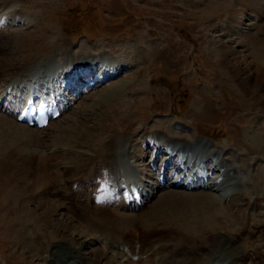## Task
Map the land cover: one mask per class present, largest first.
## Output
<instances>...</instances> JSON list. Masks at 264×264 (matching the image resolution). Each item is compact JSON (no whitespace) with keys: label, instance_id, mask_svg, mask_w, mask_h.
<instances>
[{"label":"bare ground","instance_id":"obj_1","mask_svg":"<svg viewBox=\"0 0 264 264\" xmlns=\"http://www.w3.org/2000/svg\"><path fill=\"white\" fill-rule=\"evenodd\" d=\"M30 1L0 0V229L8 232L13 244H21L22 254L36 250L40 255L43 241L50 236V256L44 259L45 264H223L217 254L227 251L229 242H233L234 247L259 251L261 254H257L251 264H264V186L247 173L251 190L232 193V188L226 189L228 197L224 203L221 197L207 192L183 195L167 191L169 193L165 192L152 207L149 202L154 195L150 191L146 193L144 206L149 204L151 210L143 215V212H135V196L149 186L137 181L138 176L134 181L131 175L139 170L144 173L145 165L155 168V173H150L156 176L158 192L163 190L161 187L173 172L174 178L187 180L188 187L204 184L205 179L199 178L195 170L196 163L200 162L197 158L191 155L180 158L171 150V141H186L184 136L176 134L168 140L156 136L166 130L165 122H157L155 133L143 129L141 141L134 139L136 134L127 137L123 132L117 133L114 122L118 120L124 125L130 117L129 111L136 106L130 101L122 102L123 109L113 108L116 119L110 118V127L106 125L102 115L109 111L106 109L113 101L122 97L120 89L111 88L114 90L106 91L102 97L92 100V104L80 108L83 114L89 111L86 118L76 115L65 127H57L50 131V136L45 135L52 126L58 125L57 121L70 107L61 89L66 85L51 86V82L60 74L65 80L94 60L81 58L83 54H71L66 42L57 45L59 40L53 29L50 30L51 42L45 47H26L28 45L18 38L23 32L11 26L12 20L19 17L16 14L12 18L13 14ZM233 1L234 9L225 7L227 18L232 19L237 10L248 9L255 15L258 27H262L260 32L264 33V0ZM206 15V22L214 20V15ZM34 21L32 17L29 23ZM20 46L26 47L24 52L28 54L16 58L12 52ZM242 47L247 49L250 60L219 44V62L237 81L243 94L251 98L260 95L262 99H256L264 112V95H261L264 34ZM56 50L62 55V67L52 64L51 58L46 60ZM101 62V68H106L114 66L116 61L107 58ZM35 90L47 108L52 109L58 102L62 112L42 130L18 122L20 112L29 106L32 98L37 99ZM45 92L48 97H44ZM143 101L141 98L137 104ZM32 104L38 105L36 101ZM132 127L134 124L123 126L122 131ZM261 131L263 135L264 129ZM46 137H50L49 140L44 139ZM148 145H152L150 154ZM46 151L47 155L43 154ZM191 159L195 160L192 165ZM131 162L139 169L133 168ZM208 171L211 179L219 174L218 166ZM144 174L148 176L147 171ZM258 176L261 180L264 178V167L258 170ZM227 183L230 185L231 181L223 185ZM44 225L49 230H45ZM30 226H33L31 230ZM224 237L228 241L223 240ZM33 244H37L36 247ZM104 260L106 262L102 263Z\"/></svg>","mask_w":264,"mask_h":264},{"label":"rangeland","instance_id":"obj_2","mask_svg":"<svg viewBox=\"0 0 264 264\" xmlns=\"http://www.w3.org/2000/svg\"><path fill=\"white\" fill-rule=\"evenodd\" d=\"M28 4L21 5V11L13 14L12 18L16 14L19 17L12 20L11 26V29L23 32L18 38L28 45L26 47H45L51 42L50 30L53 29L59 40L57 45L66 42L71 54H83L81 58L92 57L94 60L91 64L93 75L86 80L88 84L82 85L84 93L80 95L73 92L75 87L68 88L71 91L67 90L66 94L67 99L71 100V107L46 136H50L57 127H65L77 116L86 118L89 111L83 114L80 108L92 104V100L110 90L120 89L122 97L107 107L109 113L102 115L108 127L111 119H116L112 109H123L122 102L128 100L136 106L129 111L130 117L128 120L125 118L127 122L124 125H120L118 120L114 122L117 133L123 132L127 137L136 134L134 139L141 141L143 129L144 132L155 133V125L163 121L167 124L166 130L163 128L165 131L156 135L158 138L168 140L172 135L184 136L186 141H171V145L181 151L188 150L198 160H209L207 164L203 163L208 169L215 165L219 169L218 176L213 175L216 178L208 179L204 189L189 190L184 186L186 181L181 187H170L176 181L171 176L168 180L170 184L162 191H156L150 200L152 207L167 191L183 195L207 192L221 197L224 203L228 195L220 188L225 181H231L230 185H224L232 188V193L251 190L246 173L264 186V178L261 180L258 176V170L264 167V134L261 135L264 112L256 99L260 95L251 98L243 94L237 81L221 67L218 50L219 44H222L250 60L247 49L242 46L264 34L260 32L262 27H258L251 11L237 10L233 18L228 19L225 7L234 9L233 0H31ZM206 13L214 15V20L206 22ZM31 16L35 21L29 23ZM26 47L20 46L12 54L16 58L23 53L28 54L24 52ZM57 52H52L46 60L51 58L52 64L62 67V55ZM107 58L116 61L112 66L116 76L112 74L104 82H98L108 73L107 69L98 71L101 60ZM138 70L142 71L135 73ZM59 80L63 81L62 74L58 76ZM94 82H98L96 87H89ZM261 95H264V90ZM141 98L145 101L137 104ZM131 124L134 127L122 131L123 126L129 127ZM47 138L49 140L50 137L44 139ZM39 150L42 152L45 149ZM147 151L149 154L152 152L151 146ZM131 164L135 168L133 162ZM151 171L155 172L152 168ZM221 177L222 181L213 187ZM145 178L156 183L153 174ZM149 204L136 212H143L142 215L149 212L152 208H148ZM31 228L33 226L28 229ZM44 229L49 230V227L44 225ZM49 237L48 241H43L40 255L36 250L22 254L24 250L21 244L14 245L8 232L0 229V264H45L44 259L50 256ZM223 240L228 241L225 237ZM33 245L36 247L37 244ZM228 247L227 251L217 254L224 264H251L259 253L249 247H234L233 242H229Z\"/></svg>","mask_w":264,"mask_h":264}]
</instances>
